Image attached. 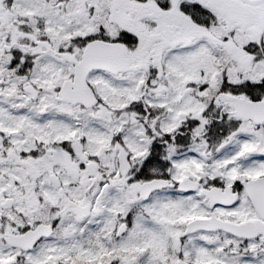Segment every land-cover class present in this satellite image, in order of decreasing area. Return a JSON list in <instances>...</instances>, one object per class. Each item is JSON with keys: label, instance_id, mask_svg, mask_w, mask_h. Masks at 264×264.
Wrapping results in <instances>:
<instances>
[{"label": "snow or ice", "instance_id": "snow-or-ice-1", "mask_svg": "<svg viewBox=\"0 0 264 264\" xmlns=\"http://www.w3.org/2000/svg\"><path fill=\"white\" fill-rule=\"evenodd\" d=\"M0 264H264V0H0Z\"/></svg>", "mask_w": 264, "mask_h": 264}]
</instances>
